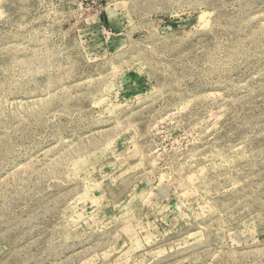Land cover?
I'll return each mask as SVG.
<instances>
[{"label": "rangeland", "instance_id": "obj_1", "mask_svg": "<svg viewBox=\"0 0 264 264\" xmlns=\"http://www.w3.org/2000/svg\"><path fill=\"white\" fill-rule=\"evenodd\" d=\"M0 264H264V0H0Z\"/></svg>", "mask_w": 264, "mask_h": 264}]
</instances>
